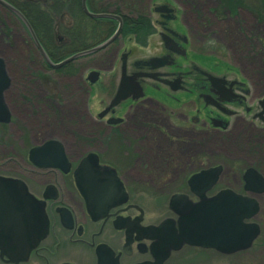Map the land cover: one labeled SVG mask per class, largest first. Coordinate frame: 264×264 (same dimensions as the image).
Returning <instances> with one entry per match:
<instances>
[{
    "label": "flooded vegetation",
    "instance_id": "obj_1",
    "mask_svg": "<svg viewBox=\"0 0 264 264\" xmlns=\"http://www.w3.org/2000/svg\"><path fill=\"white\" fill-rule=\"evenodd\" d=\"M6 1L25 17L52 63L105 41L118 27L115 16L120 18L121 28L104 47L56 67L45 58L22 19L0 3L26 36L16 42L7 34L0 39V59L8 78L2 91L8 120L0 121V129L5 132L14 123L8 96L13 92L21 110H28V114L21 112L20 120L35 114L47 119L44 126L52 124L73 133L70 148L56 130L43 136V126L36 127L31 139L22 136L20 146L10 154L15 160V173L2 171L0 154V176L22 181L32 202L41 209L46 228L27 258L16 261L8 256L17 247L9 244L13 231L6 228L0 237V264H195L198 250L210 248L184 243L167 250L169 224L174 229L178 226L177 214L169 208L171 195L186 194L189 200L197 201L188 180L211 166L220 165L221 171L206 191L207 196L224 188L246 195L243 174L247 167L255 168L263 179L264 172L252 164L235 172L222 161L200 166L201 159L194 152L192 160L189 156L186 162L173 166L169 151L144 155L143 143L155 142L157 137L141 135L137 127L157 131L170 145L203 141L212 142L219 149L241 135L263 144L264 94L256 95L242 73L206 66L200 61L203 53L193 47L194 39L179 10L182 0H85L88 12L107 16H91L83 10L82 0L76 9L71 0H66L68 6L61 22L68 31L67 38L58 35L57 39L47 40H39L28 15L38 10V0H22L26 10ZM242 1L227 0L228 6L219 7L221 0H216L213 12L218 16L235 15ZM73 10L77 12L74 17ZM139 15L148 19L140 40L134 33L122 35L124 19L134 20ZM138 27L134 23L127 26L130 30ZM72 29L80 31L79 39L70 38ZM15 51L23 52V58L16 57ZM12 69L19 76L16 85ZM91 71L96 72L92 75L96 77L94 81L88 78ZM92 88L96 110L90 114L88 89ZM118 91L126 92V97L112 104ZM137 92H142L140 98L134 97ZM30 103L35 107L29 109ZM68 103L80 107L83 114L78 119L66 117L64 109ZM143 114H147V123L140 121ZM49 118L52 122H48ZM49 140L61 144L63 159H46L50 152H30ZM255 149L259 150L257 146ZM208 152L217 155L215 147ZM89 153L95 155L98 169L105 173L98 177L97 184L77 182L75 178V170ZM223 153L230 155L225 148ZM50 162L57 164L45 165ZM114 176L124 195L112 182ZM231 179L236 184L229 185ZM222 181L224 185H220ZM94 186L99 190L95 191ZM169 190L173 192L168 196L161 195ZM253 195L257 198L259 194ZM163 221L166 222L162 224ZM34 225L28 232L19 230V236L38 234ZM22 243H16L20 249ZM189 258L192 261H187Z\"/></svg>",
    "mask_w": 264,
    "mask_h": 264
},
{
    "label": "rangeland",
    "instance_id": "obj_2",
    "mask_svg": "<svg viewBox=\"0 0 264 264\" xmlns=\"http://www.w3.org/2000/svg\"><path fill=\"white\" fill-rule=\"evenodd\" d=\"M9 1L24 8L22 0ZM243 1L239 5L240 7L237 9L235 15L224 14L218 16L214 14L213 8L215 7L216 0H182L183 4L179 5V10L183 14V22L194 39L193 47L203 53L199 58L200 61L206 66H215L218 69H229L242 73L250 81L256 95H261L264 94V0ZM28 13L32 17L31 13ZM39 32L41 33L40 30ZM4 34H7V37L13 39L15 42L26 38L16 21L0 6V39L5 38ZM57 34L61 39L67 38V35L61 33V31H58ZM58 35L55 37L56 39ZM91 41L93 40H88V42ZM14 55L20 59L23 58V52L15 51ZM12 71L16 75L13 76L16 85L19 81V76L14 72V69ZM38 92L40 95L42 94V90ZM8 96L10 98V108L14 114V123L8 125L4 129L5 132H2L0 129V154L3 157L4 163L1 168L4 173L16 172L15 160L10 154L12 155L11 152L14 150V147L20 146L19 139L22 136H25L27 139L33 138L36 133L35 129L38 126H43V136L51 134L52 131H58L65 144L69 148L71 147L73 133L66 130L67 128H55L56 126L52 124L44 126L43 122H46L47 119H43V116L38 118L35 114L33 116L29 115L25 120H20L21 112L27 113L28 110H21L22 106L16 93L12 92ZM95 98L94 88L88 89V112L90 114H93L96 110ZM34 107L35 104L33 103H30V106H28L29 109ZM64 111L66 117L69 115L72 119L73 117L78 119L83 114L79 106L75 108L69 103ZM146 116L147 114H143L142 117L139 116L142 123H147L145 120ZM48 122H52V120L49 118ZM89 126L90 123L88 124ZM137 129L141 135L157 137L155 142L148 140L143 143L144 147L142 151L144 155H149L151 152L169 151L174 159L173 166L176 165V162L178 165L186 162L194 152L195 156L201 159L200 166L212 165L222 161L226 166L232 167L235 172H242L250 164L256 166L258 169H262L264 172V156L261 157L264 155V143L255 144L252 141L250 142L246 135H241L235 141L232 140L225 146H219L218 149L214 143L203 141L199 143L188 142L170 145L162 139L163 136L153 129L150 131L142 125L138 126ZM78 130L80 132V129ZM85 131L82 132L84 133ZM89 131L90 129L88 128V134L91 133ZM82 132L80 134H83ZM255 145L259 150L255 149ZM214 147L217 154L215 156L208 152ZM224 148L230 155L223 153ZM192 158L193 156L191 160ZM260 158H263V161ZM194 166L198 167L197 161H194ZM229 182L231 186L236 184V181L233 179L229 180ZM224 184L223 181L220 183V185ZM172 192V190H169L161 193V195L165 196L167 194L168 196ZM150 193L159 192L151 191ZM257 200L259 211L253 217V220L260 225V234L253 241V244L245 250L231 254H222L213 249H199L195 264H264V192L257 196ZM187 261L190 262L192 260L189 258Z\"/></svg>",
    "mask_w": 264,
    "mask_h": 264
},
{
    "label": "water",
    "instance_id": "obj_3",
    "mask_svg": "<svg viewBox=\"0 0 264 264\" xmlns=\"http://www.w3.org/2000/svg\"><path fill=\"white\" fill-rule=\"evenodd\" d=\"M0 3L22 19L26 24L31 37L36 41L41 52L44 54L43 49L39 45L38 40L25 17L6 0H0ZM82 8L91 16L108 15L88 12L85 7V0H82ZM115 18L119 20L118 27L109 38L99 45L75 53L58 63H52L44 54L45 58L50 64L58 67L78 55L91 53L104 47L114 39L121 28L120 18L118 16H115ZM93 74H96V72L91 71L88 75V78L91 81L96 79V77H92ZM7 84L8 78L0 59V121L8 120V112L2 100V91ZM141 96L142 92H137L134 97L140 98ZM125 97L126 92L121 93V91H118L111 103L115 104ZM114 121L116 122V120ZM55 151L58 152L57 155L51 154V152ZM30 152H45L47 154L50 152L49 156H46V159H63L62 146L56 140L46 141L42 145L31 148ZM56 164V162H50L45 165L55 166ZM99 167L100 165H98L95 155L92 153L87 154L75 170L74 174L76 181H86L91 184L100 183L98 177L105 176V173H102L98 169ZM220 171L221 166L216 165L202 169L190 176L188 183L190 190L198 197L197 201L189 200L186 194L175 193L171 195L169 199V208L177 214L176 223L178 226L177 229H174L173 225L169 224V232L167 234L168 251L172 248L177 249L186 243L200 246L202 248H212L223 254H231L249 248L259 235L260 227L258 223L250 220L259 210V204L255 196L241 195L229 188L221 189L212 196L206 195V191L214 184ZM243 179L245 181L244 189L247 192L254 194L264 192V179L255 168L248 167L243 174ZM112 182L116 187L118 186L117 188L119 189L120 194L124 195L125 192L116 176L113 177ZM93 189L95 191L99 190L96 186H94ZM37 209V205L32 202V198L28 194L22 181L11 177L0 176V237H3L2 232L6 228L13 231L10 233L12 234V237L10 236L8 241L9 244L16 246L17 250L11 251L8 253V256L14 261L18 259H26L31 247H33L42 237L41 233H45L46 228H44L43 225L44 215L42 214L41 209H38L39 211ZM165 222L166 221H163L162 224ZM31 225L35 226L34 229L38 234L27 237V235L23 233V235L19 236V230L28 232L27 230H29ZM159 227L161 226H158L157 228ZM170 231H172L173 234L170 233ZM21 241H23V243L21 244L22 247L20 249L16 243L19 244Z\"/></svg>",
    "mask_w": 264,
    "mask_h": 264
},
{
    "label": "trees",
    "instance_id": "obj_4",
    "mask_svg": "<svg viewBox=\"0 0 264 264\" xmlns=\"http://www.w3.org/2000/svg\"><path fill=\"white\" fill-rule=\"evenodd\" d=\"M73 7L76 9L79 6V0H71ZM17 8L21 10H26V6L23 7L18 6L17 4L13 3ZM68 6L66 0H38V10L37 11H30L31 16H29L31 24L35 27V31L37 32V36L39 40H47L55 38L58 34V31L68 35V31H66L63 27L62 19L64 18V8ZM228 6L227 0H221V4L219 7ZM226 9V8H225ZM26 14L27 12L24 11ZM77 12L73 10V14ZM29 15V14H28ZM35 18V19H34ZM134 23L139 25V27L135 30H130L127 28L128 24ZM148 24V19L142 15H139L134 20L124 19L123 27L121 30L122 35H127L129 33H134L136 39L140 40V33H144L146 28H143V25ZM36 25H38L36 27ZM142 25V26H141ZM41 31V33L39 32ZM72 39H79L80 31L78 29L71 30Z\"/></svg>",
    "mask_w": 264,
    "mask_h": 264
}]
</instances>
